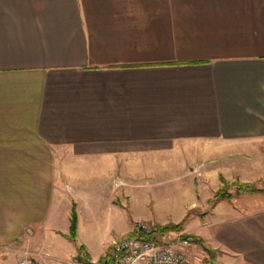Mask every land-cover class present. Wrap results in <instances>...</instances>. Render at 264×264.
Here are the masks:
<instances>
[{"label": "crops", "instance_id": "1", "mask_svg": "<svg viewBox=\"0 0 264 264\" xmlns=\"http://www.w3.org/2000/svg\"><path fill=\"white\" fill-rule=\"evenodd\" d=\"M59 168L101 174L111 206L154 189L148 204L169 208L183 203L171 173L200 172L208 207L181 233L213 264H264V197L211 207L222 178H264V0H0V246L19 241L36 264L101 263L118 237L64 243L77 191ZM130 221L120 236L150 222Z\"/></svg>", "mask_w": 264, "mask_h": 264}, {"label": "rangeland", "instance_id": "2", "mask_svg": "<svg viewBox=\"0 0 264 264\" xmlns=\"http://www.w3.org/2000/svg\"><path fill=\"white\" fill-rule=\"evenodd\" d=\"M58 162L61 167L64 165H79L84 164L81 160L78 162L74 160V158L65 156V157H58ZM189 159L195 160L198 158H195L192 156V158L182 159L184 161H190ZM174 160H180L179 158ZM179 162V161H178ZM185 165L181 162L182 168ZM177 167V166H176ZM179 168V167H177ZM62 168H59V173H57V178H59V183L65 182L66 184V190H70L69 186H74L75 190L77 191V194H72V201L70 208H66L61 210V216L59 219L61 220V223H59V226H57L59 229L66 230L67 232L69 229L64 228L68 223L66 220H63L64 214L67 216L69 220L70 213L72 214L73 207L76 208L77 215H78V230L80 231L78 242L72 241L68 235V238L63 239L66 245L76 247V244L81 245H98L101 241L108 239V230H113L114 233L112 234L113 237H122L120 234L122 232V229L125 228L126 224L131 222V219H134V217H140L150 222H144L151 225H155L158 229L160 226H166V225H177L182 224V230L181 231H174V233H178L177 235H183L187 237H194L197 240H201L206 244L202 238L195 237L193 235L181 233L183 231V227L186 223V221L189 222L190 229H199L198 227L202 226L201 222L197 217H194V215L198 212V209H205L208 207L207 201L210 200V192H200L199 188L202 186V182L204 180L203 174L201 175L200 172H197L196 175H193V178L186 179L183 177V173L173 171L171 174L173 176L172 179H174V183L172 184L171 188L168 190V192H171L172 198H180V201L183 202L180 205L174 204L169 208L167 205H157V204H148L149 201H156V195H160L162 190H148V189H142L138 193L139 195L135 197V200H133V204L131 203L132 199H127L126 197L123 198L121 196H116L113 198V201L115 200L117 203H121L119 206L113 205L111 206L112 202L110 201L109 196H105L106 189H102L100 185V175L99 173H92L89 174H69L68 178H65L64 172L61 171ZM79 170H82L79 168ZM77 176H80V178H77ZM207 177V176H206ZM209 177V178H208ZM208 180L211 182L209 189H215V185L219 180L217 179V176L215 174H210L208 176ZM70 180V181H68ZM102 181V180H101ZM114 182V180H112ZM221 184L219 188L215 191V194L213 196L214 201H211V207L218 206L219 203L226 206L229 201H231L233 198H235L237 202L244 201L246 202L248 199V202H260L261 199L264 197V178L261 180L249 183L252 184L258 191L255 192H249V194L245 195L242 192L241 194L238 193L239 185L246 184L248 182H242L240 179H236L234 181H227L223 178L221 179ZM111 182V183H113ZM72 183V185H71ZM202 184V185H201ZM65 186V185H64ZM154 192V193H153ZM221 192V194L230 195L229 197H225L224 199L217 198V193ZM69 193V192H68ZM151 193V194H149ZM71 194V193H70ZM69 194V195H70ZM198 195L201 196L200 200L196 202V204L192 205L190 202L193 200V198H196ZM176 199H173L175 201ZM226 200V201H223ZM185 203V204H184ZM186 205V206H185ZM184 206L187 208V214L185 216H179L181 210H183ZM122 207V208H121ZM198 207V208H197ZM123 214L124 218L123 219ZM131 218V219H130ZM185 218V219H184ZM164 221L166 223H161V221ZM184 219V220H182ZM120 220H122L120 222ZM182 220V221H181ZM152 221V222H151ZM59 221L56 223L53 222L54 225H56ZM139 224H137L138 226ZM136 226V227H137ZM95 227V228H93ZM136 229V228H135ZM201 229V228H200ZM124 231V230H122ZM168 233V232H167ZM111 235V234H110ZM132 235V234H131ZM117 238V239H118ZM109 240V239H108ZM200 243V242H199ZM201 244V243H200ZM20 246V247H19ZM206 246H208L206 244ZM210 248L211 252H214V250ZM21 245H19L18 242H11L4 244L3 246H0V264H19L21 259L25 257V252L28 250H21ZM110 251L108 249L107 253ZM74 257V256H73ZM81 257V256H78ZM216 259V252H214L213 258H211V263H214V260ZM36 262V261H35ZM210 263V262H209Z\"/></svg>", "mask_w": 264, "mask_h": 264}, {"label": "built area", "instance_id": "3", "mask_svg": "<svg viewBox=\"0 0 264 264\" xmlns=\"http://www.w3.org/2000/svg\"><path fill=\"white\" fill-rule=\"evenodd\" d=\"M159 232L155 225L140 223L132 235L112 242L108 264H197L204 262L202 245L194 237ZM144 236H151L146 239ZM19 264H36L29 253ZM61 264H106L74 256Z\"/></svg>", "mask_w": 264, "mask_h": 264}, {"label": "trees", "instance_id": "4", "mask_svg": "<svg viewBox=\"0 0 264 264\" xmlns=\"http://www.w3.org/2000/svg\"><path fill=\"white\" fill-rule=\"evenodd\" d=\"M238 193L241 194L242 192H255L258 191L252 184L246 183V184H242L239 185L238 188ZM230 195H224L221 194V192L217 193V198L219 199H224L225 197H229ZM75 207V206H74ZM73 207L72 210V214H71V228H70V239L74 242H77V235H78V215H77V211L76 208ZM182 230V224H177V225H166V226H160L158 227V231L162 232V233H167V232H174V231H181ZM146 239L151 238V236H144ZM197 240V238H196ZM198 242L201 243L202 247L207 250L208 252L211 253V256H214V252H211L210 248H208V246H206V244L204 242H202L201 240H198ZM81 250V249H80ZM108 256V255H107ZM106 261V264H108V258H104L103 262Z\"/></svg>", "mask_w": 264, "mask_h": 264}]
</instances>
